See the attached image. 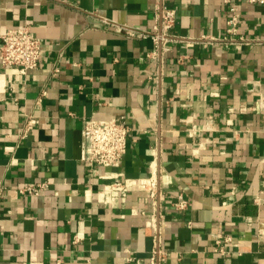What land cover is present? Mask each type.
Returning a JSON list of instances; mask_svg holds the SVG:
<instances>
[{
	"label": "crops",
	"instance_id": "0c3cea01",
	"mask_svg": "<svg viewBox=\"0 0 264 264\" xmlns=\"http://www.w3.org/2000/svg\"><path fill=\"white\" fill-rule=\"evenodd\" d=\"M23 25L43 53L25 74L0 64V264H145L153 223L163 264H264V0H0V35ZM121 115L120 165L82 164L83 120Z\"/></svg>",
	"mask_w": 264,
	"mask_h": 264
},
{
	"label": "built area",
	"instance_id": "2783aa9c",
	"mask_svg": "<svg viewBox=\"0 0 264 264\" xmlns=\"http://www.w3.org/2000/svg\"><path fill=\"white\" fill-rule=\"evenodd\" d=\"M230 17L227 19V33L233 36L238 33V22L240 20V13L235 6H231ZM159 21L152 27L151 38L155 45L159 42H165L168 38V31L173 26L176 10L162 6L159 11ZM118 30L125 26L118 25ZM129 33V31H127ZM141 36H147V32H138ZM150 33V32H149ZM242 38V37H240ZM43 53V46L41 40L31 33L28 25L13 27L7 29L0 35V64L4 66H11L18 70L19 73L25 74L29 70L38 67L40 58ZM52 71H57V68H52ZM259 108L264 109V98L259 100ZM32 125V114L30 112L25 114L24 124L20 128L19 136L23 137L28 134ZM129 125L124 115L100 119L89 117L83 120L81 128V143H80V157L79 160L86 166L112 167L119 166L123 155L127 148ZM118 175H110L106 177H117ZM139 184L147 185L148 192L151 197L155 196L156 183L153 176L149 178L138 179ZM48 188V182L45 180L38 182H26L19 187L20 192H26L30 195L42 194ZM108 191H119L125 195L127 191L126 180H113L104 185ZM2 195V188L0 187V197ZM185 202L183 199L175 202L177 209L183 208ZM155 230L153 236V247L151 255L145 264H163L165 260V251L161 248L159 227L153 223ZM217 245L214 252L224 253L225 250L217 240ZM55 264H61V260H55ZM210 264V263H204Z\"/></svg>",
	"mask_w": 264,
	"mask_h": 264
}]
</instances>
